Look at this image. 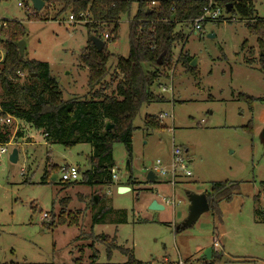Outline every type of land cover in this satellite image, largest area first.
I'll list each match as a JSON object with an SVG mask.
<instances>
[{"label": "rangeland", "instance_id": "374dc122", "mask_svg": "<svg viewBox=\"0 0 264 264\" xmlns=\"http://www.w3.org/2000/svg\"><path fill=\"white\" fill-rule=\"evenodd\" d=\"M244 1L251 2L253 18H242L234 7L223 12V18L233 22L207 23L196 35L190 34L188 24L176 25L183 37L173 44L169 65L160 69L166 77L152 87L164 101L141 107L133 121L130 158L121 143L112 145V185L83 183L89 144L66 148L47 142L42 130L23 121L0 122L9 136L8 143L0 141L6 151L0 154V264H123L127 258L120 252L108 256L105 245L92 244V238L101 235L130 250L143 264H175L178 259L191 264H264V102L249 101L264 98V73L256 37L245 26L264 19V0ZM18 2L26 0H0V16L21 23L23 58L48 65L63 100L91 99L95 92L113 95L121 79L117 61L128 57L127 19L119 22L117 38L107 42L103 35L111 27L95 32L83 23H70L67 14L56 17L60 8L53 6L28 17ZM92 36L106 42L109 61L107 75L91 89L89 70L79 56ZM180 54L190 58L186 67L177 61ZM247 59L253 63L247 64ZM18 77L13 81L17 89H42V82L26 72ZM162 87L171 92H162ZM8 100L0 89V103ZM15 100L23 108L32 105L26 95L17 94ZM160 114L168 115L159 121L161 128L147 129L145 117ZM13 149L18 152L15 163L10 161ZM173 150L188 161L192 176L179 179L174 188L159 175L147 181L156 161L167 165ZM65 164L78 167L77 182H41L43 174L52 176ZM129 178L135 184H128ZM226 182L238 184L230 200L219 202L216 212L202 214L192 227L175 232L188 213L187 192L205 193L212 183ZM117 185H127L130 191L119 193ZM165 200H172L174 207ZM153 201L164 209L151 210ZM104 211V218L94 224ZM43 214L47 218L42 219ZM209 247L207 261L201 255Z\"/></svg>", "mask_w": 264, "mask_h": 264}, {"label": "trees", "instance_id": "16d2710c", "mask_svg": "<svg viewBox=\"0 0 264 264\" xmlns=\"http://www.w3.org/2000/svg\"><path fill=\"white\" fill-rule=\"evenodd\" d=\"M42 1L45 3L44 8L50 6L60 8L56 17L61 14L77 17L80 13H88L95 23H86L85 26L88 29L94 28L95 32L102 26L111 27L108 34L112 37L107 42H113L117 38L114 34L117 32L119 22L127 19L128 57L119 59L116 67L121 79L116 84L113 95L104 96L100 92H95L91 99L63 100L54 79L48 73V65L34 60L28 61L19 56L16 43L23 40L24 27L21 23L10 22L5 33L6 41L0 42V47L5 51L0 70V89L4 96L9 98L8 101L0 103V119L10 115L35 130H42L47 142L58 143L66 148L77 144H89L92 147V154L88 161L89 170L82 174L83 183L89 186L102 183L112 185L111 170L114 168L112 145L121 143L127 156L131 157L133 121L141 107L164 101L162 96L156 97L153 94L152 87L158 78L166 77L167 74L162 73L160 69L169 65L173 57V44L181 41L183 37L182 33L175 31L176 25L186 24L198 17L206 0ZM227 3L232 4L230 12L235 7L242 18L250 19L253 16L254 9L251 2L244 0L237 3L228 0L218 2L223 8H226ZM245 26L256 37L260 49L259 69L264 73V19L248 21ZM106 47L105 42L103 49L98 52L89 39L79 56L80 61L89 70L88 84L91 89L102 82L107 75L108 70L105 68L109 54ZM251 52L249 50V54ZM189 60L190 58L183 57L182 54L177 58L184 67ZM246 62L250 65L253 63L250 59ZM145 65L151 70L146 71ZM25 72L42 82L41 90L34 85L20 89L14 86L13 81H17L18 76ZM17 94L29 96L32 105L29 108L20 107L15 100ZM256 100L264 102V98L249 101ZM106 122L113 125L111 130H104ZM144 123L149 130L161 128L156 116H146ZM4 129H7L6 125L0 127V141L8 143V131ZM50 177L51 175L47 173L43 174L41 182L46 183ZM74 183H65V185L71 186ZM128 184L135 183L129 178ZM237 188V183H212L209 191L204 193L209 211L216 212L217 204L223 200H230ZM107 212L98 215L94 219V224L100 222ZM175 232L180 231H176L175 228ZM92 239L94 240L92 244L100 243L106 246L108 256L112 251L124 255L127 260L123 264H143L135 259L130 250L116 245L114 239L104 235L94 236ZM95 257L93 253L92 258Z\"/></svg>", "mask_w": 264, "mask_h": 264}, {"label": "built area", "instance_id": "2783aa9c", "mask_svg": "<svg viewBox=\"0 0 264 264\" xmlns=\"http://www.w3.org/2000/svg\"><path fill=\"white\" fill-rule=\"evenodd\" d=\"M154 5V3H152ZM17 7L24 9L27 16L31 17L36 14V11L33 9L29 0L26 2H18ZM224 8L220 6L215 0H206V4L202 7L201 14L190 20L188 24L191 27L190 34L196 35L198 32L203 30V27L207 23H216L222 21L223 23L233 22L231 18H223ZM68 22L70 23H95L91 19H89L88 13H80L77 17L74 15H69L67 17ZM14 22L8 19H5L0 16V42L6 41L5 33L8 31L9 23ZM16 22V21H15ZM99 26V25H98ZM111 35L105 33L103 35L104 40H109ZM5 56V51L0 47V70L2 67L3 59ZM171 79V78H170ZM162 92L170 91L171 89H167L165 87L161 88ZM164 117H168V115L160 114L157 116L158 121L163 119ZM10 115H6L5 118L0 119V122L3 124H9L11 122ZM46 136V135H44ZM5 149L3 147L0 148V154L5 153ZM155 177L158 175L166 178V183L169 184L172 188L176 187L179 179L188 180L192 174L188 169V161L181 155V153L177 150H173L172 155L167 162V165L162 164L159 160L156 161V165L152 170ZM112 180H116V175L114 174V169L111 170ZM79 179V169L73 165H63L59 168V172L57 174V180L59 182L65 183H73L77 182ZM180 180V182H181ZM165 205H171L174 207V202L172 200H165ZM47 218L46 214L42 215V219ZM175 264H191L189 261H183L182 259H178Z\"/></svg>", "mask_w": 264, "mask_h": 264}, {"label": "water", "instance_id": "95a60500", "mask_svg": "<svg viewBox=\"0 0 264 264\" xmlns=\"http://www.w3.org/2000/svg\"><path fill=\"white\" fill-rule=\"evenodd\" d=\"M33 9L36 11V12H39L41 11L44 6H45V3L44 1L42 0H29ZM232 8V4H226V11L227 12H230ZM207 37L209 38H213L214 35L213 34H209ZM91 40V43L93 44V46L95 47V49L99 52L103 49L104 47V42L95 37V36H92L90 38ZM16 47L18 49V52H19V56L22 58L24 56V50H25V47H26V44L24 42V40H21L19 41L18 43H16ZM160 60V59H159ZM159 65H160V62H159ZM191 66H195V62L192 61L191 63ZM113 128V125H111L109 122H106L105 124V127H104V130L105 131H108V130H111ZM263 136H264V133H263ZM17 159H18V152L16 149H13L11 154H10V161L12 163H15L17 162ZM125 171L126 172H129L130 171V167H129V161L126 162L125 164ZM146 180L147 181H150V182H153L156 180V177L155 175L153 174L152 171H149L146 175ZM50 181L52 182H55L57 181V174H54L50 177ZM130 189L129 187H124V186H119L118 187V192L119 193H126V192H129ZM187 199H188V203H189V206H188V213H187V216L186 218L180 223L179 226L176 227V231H183V230H186L190 227H192L193 224L196 223V221L199 219V217L206 213V212H209V205H208V201H207V198H206V195L204 193H201V194H197V193H190V192H187ZM95 202L98 201V197H95L94 198ZM150 209L151 210H163L164 207L162 205H159L156 201H153V203L151 204L150 206ZM211 248H206L202 255H201V258L202 259H205L207 261H209L211 259Z\"/></svg>", "mask_w": 264, "mask_h": 264}, {"label": "crops", "instance_id": "0c3cea01", "mask_svg": "<svg viewBox=\"0 0 264 264\" xmlns=\"http://www.w3.org/2000/svg\"><path fill=\"white\" fill-rule=\"evenodd\" d=\"M92 154V147L90 146V155ZM65 165H67V164H65ZM78 168V167H77ZM119 186H121V185H117V188L119 187ZM127 186V185H126ZM127 187H129V186H127ZM201 193V192H200ZM204 193V192H203ZM198 194V193H197Z\"/></svg>", "mask_w": 264, "mask_h": 264}]
</instances>
